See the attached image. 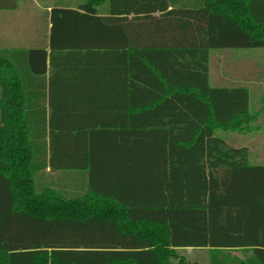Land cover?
Segmentation results:
<instances>
[{"label":"trees","instance_id":"1","mask_svg":"<svg viewBox=\"0 0 264 264\" xmlns=\"http://www.w3.org/2000/svg\"><path fill=\"white\" fill-rule=\"evenodd\" d=\"M71 5L52 8L50 46L0 50V264H188L189 249L264 264V165L217 133L253 132L250 90L210 84L214 50L264 48V0ZM139 117L142 155L167 165L162 192L142 180L141 206L91 179L68 197L42 177L93 174L95 134Z\"/></svg>","mask_w":264,"mask_h":264},{"label":"crops","instance_id":"2","mask_svg":"<svg viewBox=\"0 0 264 264\" xmlns=\"http://www.w3.org/2000/svg\"><path fill=\"white\" fill-rule=\"evenodd\" d=\"M9 1L14 7L0 9V50L8 51L40 49L50 46L52 8L68 3L73 5L75 2V0ZM46 49L48 50V48ZM146 119L143 118L144 123H146L144 121ZM142 129L147 130V126L142 124V117H139L138 129H132L129 126L95 134L97 136L94 138L99 142L96 145L97 149L95 146L96 154H93V174L91 175L79 171L58 173L47 169L42 177L49 184L53 179L58 186L71 188L78 192L83 191L91 179L93 184L99 188L113 189V192L120 194L125 200L141 206L142 193L146 192L143 189L149 187L148 182L142 180L148 175L152 178V175L155 174L156 183L150 187L158 189L154 190L155 192H162V183L159 182L162 175L159 173L167 167L165 159L162 157L142 155V141L149 140V134L142 133ZM160 142L165 143V140ZM234 147L240 146L235 145Z\"/></svg>","mask_w":264,"mask_h":264},{"label":"rangeland","instance_id":"3","mask_svg":"<svg viewBox=\"0 0 264 264\" xmlns=\"http://www.w3.org/2000/svg\"><path fill=\"white\" fill-rule=\"evenodd\" d=\"M210 69L212 87H248L251 111L256 115L252 133L242 135L218 131V135L233 146L248 148L251 163L264 165V48L214 50L210 58ZM38 184L39 188L44 186L40 182ZM53 184L57 185V182L53 180ZM62 189L68 197L82 195V192L73 191L71 188ZM179 255L188 264L208 262V253L204 250L189 249L181 251ZM232 255L248 259L251 254L237 251ZM171 264H181L180 259L172 260Z\"/></svg>","mask_w":264,"mask_h":264}]
</instances>
